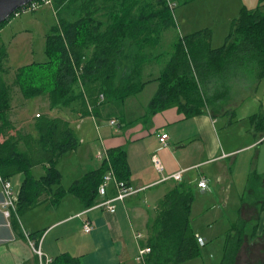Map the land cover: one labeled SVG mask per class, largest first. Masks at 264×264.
<instances>
[{
	"label": "trees",
	"instance_id": "trees-1",
	"mask_svg": "<svg viewBox=\"0 0 264 264\" xmlns=\"http://www.w3.org/2000/svg\"><path fill=\"white\" fill-rule=\"evenodd\" d=\"M53 7L58 25L46 37L48 61L19 69L12 86L4 78L8 50L1 31L15 15L0 25V176L11 180L24 174L17 201L18 217L13 215L11 219L17 232L18 218L41 206L42 197L52 187H59L58 158L78 149L80 143L68 121L40 114L35 123L37 139L24 132L9 135L15 129L9 117L13 89L18 88L26 99L46 97L52 110L70 108L81 117H98L103 105L123 104L142 92L150 82L143 79L146 65L154 64L146 62L152 56L150 50L159 48L164 33L176 26L175 7L171 9L168 0H53ZM212 36V30L206 29L177 37L169 61L153 80L159 82V90L150 104L152 113L178 107L188 117L196 116L210 103L208 91L216 79L225 83L222 90L231 77L241 73L252 76L258 70V77L264 79V13L260 7L242 9L240 17L232 22L224 46L212 48ZM163 56L158 54L154 59ZM43 66L46 72H37ZM216 89L221 91V87ZM250 120L255 132L264 133V115H252ZM21 143L27 146L26 152L20 151ZM109 155L118 178L128 180L126 153L114 149ZM44 163L48 164L45 175L34 178L31 169ZM107 169L103 162L68 191L87 207L96 205ZM59 190L52 198L54 203L65 193ZM194 201V191L181 183L159 202L157 216L148 227L152 252L146 264H185L202 256L203 246L191 226ZM243 242V236L229 240L222 264L235 261ZM52 264L79 261L61 255Z\"/></svg>",
	"mask_w": 264,
	"mask_h": 264
},
{
	"label": "crops",
	"instance_id": "crops-1",
	"mask_svg": "<svg viewBox=\"0 0 264 264\" xmlns=\"http://www.w3.org/2000/svg\"><path fill=\"white\" fill-rule=\"evenodd\" d=\"M250 1L251 6L246 3L244 6L251 9L260 7L264 13V0ZM4 31L5 29L1 31L3 42ZM4 68V78L7 84L12 86L16 73L12 75L6 67V62ZM258 74L257 70V74L254 75L263 80ZM144 75V81L150 82L145 85L142 92L160 76L147 78L145 73ZM250 80L253 81L250 75L241 73L237 77H231L227 88L221 89L219 93L210 89L208 91L210 103L203 108L201 114L192 117H188L178 107L152 113L150 102L147 106L138 103H134L133 107L132 104L128 105L129 100L141 92L123 102L121 118L113 117L108 125L104 124V129L114 131L113 136L102 138L100 132L103 126L101 128L95 126L99 133L96 140L90 138L88 128L80 125L74 128L71 122L65 119L74 130L80 146L58 158L56 167L61 173L59 187H52V190L42 197L41 206L18 218L19 232L12 227V217L5 218L0 209V264H39L29 239L37 245L40 242L42 251L53 261L61 255H69L77 259L79 264H142L137 261V257L141 247H150L148 227L157 216L159 202L181 183L195 193L192 211L196 203H207L193 219L191 218L194 233L198 239L204 241V252L200 258L185 264H222L229 240L238 239V236H243L244 242L231 264H251L250 262L264 264V259L259 258L264 257V192L261 191L264 189V173H258L259 146L262 144L258 142L264 133L255 132L250 120L254 114L238 118L233 109L238 101H244L252 95L256 82ZM156 83L159 85V82ZM21 95L18 88L13 89L9 117L15 129L11 130L9 135L15 136L19 132H24L37 139L36 118L39 114H44H36L30 129L22 127L18 117V108L23 105ZM18 99L22 101L18 102ZM43 100L49 104L46 97H43ZM183 105L185 106V103ZM50 110L56 112L59 108ZM66 110L79 119L91 117H81L70 108ZM218 116H225L227 119L220 121ZM114 120L116 124L111 125V121ZM119 121L125 123L127 127L124 128ZM163 134L169 136L167 146L158 150L159 137ZM19 149L26 152L27 146L21 143ZM101 149L107 150L108 154L114 149H122L126 153L129 179L124 182L138 190L124 202H118L114 214L103 207H98L116 196L113 183L107 186L105 196L100 195L98 189L97 204L92 207H87L64 186L65 175L68 173L67 170L66 174L63 172L65 158H69L72 152L77 155L76 165L69 172L73 185L86 173L98 170L102 166V162L95 158ZM255 151L254 157L248 160L246 156ZM154 155L160 158L164 166L162 174H159L154 166ZM46 167L48 164L45 163L33 167L32 175L35 176V170L42 168V178ZM178 172H183L181 181L160 182L162 175L166 177ZM194 172H197L198 177H190ZM10 179L18 201L24 174H18ZM202 179L206 181V189L198 187ZM59 189L65 193L59 202L54 203L52 198L61 192ZM2 191L3 186L0 183V201ZM247 195L249 199L245 198ZM205 207L210 209L206 210ZM17 208L16 204L12 216L18 217ZM86 222L93 226L90 234L84 232ZM138 234L143 236L142 239H137ZM209 241L214 247L205 253ZM247 256L248 258L243 261Z\"/></svg>",
	"mask_w": 264,
	"mask_h": 264
},
{
	"label": "rangeland",
	"instance_id": "rangeland-1",
	"mask_svg": "<svg viewBox=\"0 0 264 264\" xmlns=\"http://www.w3.org/2000/svg\"><path fill=\"white\" fill-rule=\"evenodd\" d=\"M257 1V0H256ZM175 3V9L173 11L175 28L164 33L163 41L159 48L150 50L152 56L149 57L148 61H154V64L149 63L146 65V71L144 72L149 78L150 76L157 77L160 75L161 70L167 64L170 56L173 53L174 45L177 37L188 36L198 31L210 29L213 31L214 39L211 41L212 48H220L227 42L230 28L234 19L240 17L241 11L244 8L251 9V7L244 6L245 3L251 6L250 0H194L193 2L187 3L186 0H172ZM257 3V2H256ZM6 23V22H5ZM58 25V18L55 9L51 5H43L38 11L30 12L23 11L18 16H14L10 22H7L3 29V38L5 45L8 50V59L6 61V67L9 69L14 76L18 73V70L32 64H44L48 61L46 55V37L50 33L53 27ZM164 55L161 59H154L155 55ZM46 72L45 67L38 68L37 72ZM152 70V72H151ZM152 73V74H151ZM257 74V72L255 73ZM46 74L43 75L45 77ZM145 78V75L143 76ZM252 82H256V86L252 91V95L245 98L244 101H238L237 105L233 108L238 114V118L251 115V114H263L264 115V79L259 80L255 75L250 76ZM146 82V81H144ZM224 82L219 80L214 81V86L211 84V90L216 91V87L223 88ZM216 86V87H215ZM159 89V85L156 82H152L146 86L145 90L129 100V104L132 107L135 104L147 106L152 101L153 96ZM23 105L18 108V117L20 119V125L30 129L32 122L34 121L36 114H50L56 117H62L71 122V125L76 128L82 126L90 130V138L97 139L99 133L97 127H102L100 135L113 136L114 131L110 129H104V124L108 125L110 119L113 117L121 118V111H123L122 103L113 102L105 104L100 108L98 117H88L85 119H79L74 114L66 109H59L56 112L51 111L47 101L43 100V97H37L33 99H26L21 95ZM231 99V98H230ZM22 100L18 99V102ZM151 100V101H150ZM127 110V107H126ZM134 112L132 113L133 118ZM220 121H225L227 117L218 116ZM83 120V121H82ZM82 121V122H81ZM120 125L124 128L127 127L125 123L119 121ZM95 126H97L95 128ZM264 135V134H263ZM262 137V136H261ZM103 149L99 150L97 155ZM95 152V151H94ZM259 167L258 173H264V143L259 146ZM255 152L249 153L246 158L251 160L254 157ZM77 155L73 152L69 158H65L66 165L63 164V172L66 174L64 179V186L66 190H69L73 181L69 177V172L72 167L76 165ZM251 165V164H250ZM43 174L42 168L35 170L34 178H41ZM190 177H198L197 172H194ZM16 178V177H14ZM264 188V187H263ZM264 192V189H261ZM198 193V190H196ZM249 199L247 195L245 197ZM207 203H196L191 218L193 219L197 212L201 211ZM206 210L210 207H205ZM214 246L211 245V241L208 243L209 252ZM204 250L202 249V253ZM248 256L243 260L245 261ZM264 259V257H259ZM252 259V257H249ZM201 261V260H199ZM191 263V262H190ZM252 264V262H250Z\"/></svg>",
	"mask_w": 264,
	"mask_h": 264
},
{
	"label": "built area",
	"instance_id": "built-area-1",
	"mask_svg": "<svg viewBox=\"0 0 264 264\" xmlns=\"http://www.w3.org/2000/svg\"><path fill=\"white\" fill-rule=\"evenodd\" d=\"M168 3H169V6L171 9H173L175 7V3L172 2V0H168ZM43 5L53 6V0H35V1L31 2L30 4L26 5L25 7H22L21 9H19L13 15L18 16L23 11H30V12L38 11L39 8ZM115 124H116L115 120L111 121V125H115ZM168 137H169L168 134H163L159 137L160 148L158 150H162L167 146ZM260 143H264V136L259 140L258 144H260ZM97 159L99 161H101L102 163L106 162V164L108 166L107 172H106L104 179H103V183L101 184V186L99 188L100 195H102V196L106 195L107 186L110 183H113L115 185V189H116V196L110 201H106L104 203H101L100 205H98V207H103L108 212L114 214L116 212V209H117L116 204L118 202H124L128 197L136 194L138 192V190L129 186L124 181H121L118 179L117 174L115 172V169L112 166L110 156H109L107 150L104 149L101 152H99L97 155ZM153 163H154V166H155L157 172L159 174H162L164 171V166L161 163V160L157 155H154ZM182 177H183V172H178V173L166 176V177L162 175L160 182H165L168 180H174V181L179 182L182 180ZM0 183L3 186L2 200L0 201V209L2 210L5 218L11 219L12 212H13L12 210H15L17 200H16V197H15L13 189H12L11 181L3 179L0 176ZM198 187L200 189H206L207 188L206 181L204 179H202L198 183ZM92 231H93L92 224L89 222H86L84 225V232L87 234H90V233H92ZM26 236L29 239L28 235H26ZM136 237L138 240H140V239H142L143 236L141 234H138ZM199 242H200L201 246H204V241L202 239H199ZM29 243H30L31 248L33 249L34 253L36 254V256L38 258L39 264H52L53 260L50 259L42 251L40 242L37 245L35 242H33L29 239ZM151 252H152L151 247H148V246L141 247L139 250L137 261L139 263L146 264V259Z\"/></svg>",
	"mask_w": 264,
	"mask_h": 264
},
{
	"label": "water",
	"instance_id": "water-1",
	"mask_svg": "<svg viewBox=\"0 0 264 264\" xmlns=\"http://www.w3.org/2000/svg\"><path fill=\"white\" fill-rule=\"evenodd\" d=\"M35 0H0V25L9 21L13 14Z\"/></svg>",
	"mask_w": 264,
	"mask_h": 264
}]
</instances>
